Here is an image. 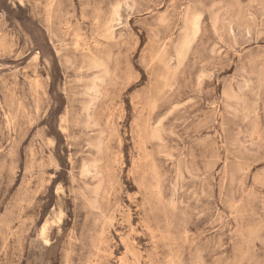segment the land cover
I'll return each instance as SVG.
<instances>
[{
    "label": "rangeland",
    "instance_id": "obj_1",
    "mask_svg": "<svg viewBox=\"0 0 264 264\" xmlns=\"http://www.w3.org/2000/svg\"><path fill=\"white\" fill-rule=\"evenodd\" d=\"M0 264H264V0H0Z\"/></svg>",
    "mask_w": 264,
    "mask_h": 264
},
{
    "label": "bare ground",
    "instance_id": "obj_2",
    "mask_svg": "<svg viewBox=\"0 0 264 264\" xmlns=\"http://www.w3.org/2000/svg\"><path fill=\"white\" fill-rule=\"evenodd\" d=\"M63 235V234H62ZM57 242V241H56Z\"/></svg>",
    "mask_w": 264,
    "mask_h": 264
}]
</instances>
